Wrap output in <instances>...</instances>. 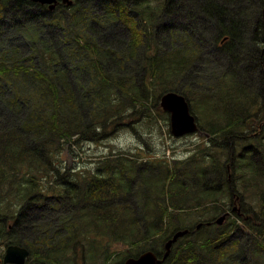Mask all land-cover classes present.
Instances as JSON below:
<instances>
[{
  "label": "trees",
  "instance_id": "1",
  "mask_svg": "<svg viewBox=\"0 0 264 264\" xmlns=\"http://www.w3.org/2000/svg\"><path fill=\"white\" fill-rule=\"evenodd\" d=\"M141 2L74 0L71 6L59 4L51 11L31 0H0V117L4 118L0 120V196L16 197L8 205V213L0 205V244H24L18 230L24 229L26 211L35 212L45 205L49 194L41 182L48 173L58 178L51 206L62 212L69 203L63 198L70 197L76 201L74 211L94 214L107 207V211L126 213L124 204L120 206L121 201L107 193L131 192L128 186L139 176L136 198L146 209L151 205L160 217L150 226L146 220L145 230L141 227L130 234L132 244L141 243L133 245L122 260L150 249L163 254L165 242L181 229L177 227L183 221L180 212L209 204L205 202L208 198L214 200L213 206L225 210L230 200L226 204L219 198H231L232 192L240 196L250 192L257 198L256 206L247 204L251 201L243 206L240 201L239 206L260 222H246L252 228V239L264 241V0H248L247 8L241 10L233 8L240 0H161V11L141 8ZM91 3L101 5L105 13L93 14ZM182 11L184 18L176 15ZM126 14L132 18H125ZM161 26L179 47L163 48L158 39ZM97 33L106 34L104 41H99ZM207 45L222 53L209 90H192L188 84L182 87L181 78L190 73L198 74L194 84L205 85L198 78L204 76L196 69L199 54L207 52ZM224 59L229 63L224 64ZM129 63L136 68L135 76L123 71ZM152 89L156 94H151ZM171 90L190 101L202 134L190 158L192 163L190 159L154 157L157 163L150 164L142 157L140 161L128 159L111 151L91 174L77 178L67 168L61 172L64 164L60 165L58 157L73 138L74 144L100 141L126 126L127 119L131 123L149 120L159 107L160 96ZM24 111L26 116L20 120ZM118 179L128 183L117 190ZM8 217L16 218L14 227L8 225ZM64 218L65 223L74 222ZM236 218L244 223L242 215ZM111 220L119 222L116 217ZM169 221L177 225L170 223L168 229ZM158 225L162 226L159 230ZM214 225L201 227L206 228L202 233L196 226L186 227L195 232L179 239L164 264H239V260L250 264L243 261L245 256L232 263L226 260L227 255L236 258L240 253L230 246L232 241L226 249H221L219 242L230 234L227 228L240 225L235 222L231 226L229 219L223 228ZM211 228L217 230L211 232ZM123 231V239L129 241V233ZM115 233L111 247L122 236ZM152 240L158 242L154 247L149 246ZM86 250L82 242L74 256L79 251L83 256ZM216 251H220L222 262L216 263ZM115 253L110 248L105 259ZM209 255L212 263L205 259Z\"/></svg>",
  "mask_w": 264,
  "mask_h": 264
},
{
  "label": "rangeland",
  "instance_id": "2",
  "mask_svg": "<svg viewBox=\"0 0 264 264\" xmlns=\"http://www.w3.org/2000/svg\"><path fill=\"white\" fill-rule=\"evenodd\" d=\"M93 3H91L90 7L93 10V14L95 12L96 15L102 16L105 11L102 9L101 5L96 3L94 6ZM247 4L248 0H240V2L234 3L233 8L241 10L243 8H247ZM162 5L163 3L161 0H142L140 7L148 8L149 10L161 11ZM181 9L183 10V8ZM67 13L68 11L66 14ZM176 15L181 18L185 17V13L183 11L181 14L176 13ZM125 18L131 19L132 16L126 14ZM89 20H91V17H89ZM179 21L180 18H178L177 22ZM161 27L162 28L158 34L160 37L158 36V39L163 48L167 50H173L174 48L179 47L178 45L180 44L175 42L176 39L171 38L168 33L163 31V29H165L164 26ZM96 28L100 30V27ZM97 34L100 37L99 41H104L106 34ZM129 34L130 30H127L126 38L129 36ZM113 37L119 40L118 35H113L112 38ZM111 42L112 41H109V43ZM108 46L115 47V45ZM212 46L215 47L216 45ZM210 48L211 46L207 45V52L205 50L201 51L199 54L200 56L198 57V68L196 69V72H198L199 75L204 76V79L201 76L198 78L205 81V85L200 86L199 84H194L196 81V77L194 78V76L198 74L190 73L188 75H183V78H181L179 84L182 87L188 84V87L192 90H200V88H204L206 91L209 90L208 86L211 85L212 81L211 75H215L219 72V69L217 68V61L222 54L216 47V51L215 48L214 51H212ZM225 63L227 64L229 61L224 59V64ZM219 65L223 64L219 63L218 66ZM112 69L116 70L114 67ZM135 69L136 68L133 66V63H129V65L126 66L123 71L126 76L131 77L136 75ZM256 88L257 87L253 85V89ZM79 93L80 90H78L77 95H79ZM151 94H156V91L152 89ZM9 113L12 114L11 111ZM26 113L27 111H24L20 114V120L26 116ZM165 114L166 116L164 115V111L159 104L158 109L155 110L154 113L150 114L149 120L131 123L130 120L127 119L128 124L120 128L113 136L108 139H103L100 141L88 140L74 144L73 138L64 146L58 157L60 165L64 164V169L61 170V172H65V168H67L69 170L68 172L77 178H81L80 176H85L86 174H91L92 169L96 171L97 168H100L102 164H104H100V161L105 159L108 154L111 153V151L118 153L120 157L128 159L136 158L140 161L139 158L142 157L147 160L146 162H150V164L157 163L158 160L156 161L154 157H157L161 160H164L165 158L167 160L172 158L183 160L190 159L195 153L198 143H200L202 140V134L200 132H192L179 137L173 136L170 129L169 116L167 112ZM197 114L200 115L199 112H197ZM0 120H4V118L0 117ZM153 160H155V162H152ZM189 161L192 163V159ZM46 176L47 178L41 182L42 187L49 194L45 205L40 209H36L37 211L35 210V212L32 209L26 211L24 213L25 219H23L24 221L22 220V223H24V229L22 232L18 230L20 241L25 242L24 244L17 243L16 245L25 247L29 251V254L24 262L25 264H36L37 262L42 264H102V261L105 262V258L110 248H112V250H116V253L112 257L117 260L124 256L122 251L126 250L128 255V250H130L133 245H139L141 243V240H139L132 244L130 242L131 233H136L141 227L145 230L146 220L149 221V226L154 221L158 223V218L160 217L159 212L155 213L154 208L151 205L149 209H146V206L142 205V200L140 198H136L139 192V176L131 181L130 185L128 186V190H131V192L126 191L125 193H122L121 191L119 194H113L111 191H109V193H107L109 197L118 198V201H121L119 202L120 206L124 204L122 206L128 209L126 213H117L114 210L113 212L107 211L108 207L105 205L107 208H103L101 211H97L95 214L89 211H80L79 213L78 211H74L73 206L74 203L76 204V201L70 197L63 198L65 202L69 203L65 204V210L62 212L58 211L60 207L55 205L51 206L50 204L53 203V198L55 197L54 193L58 191V189H55V187L58 185L56 182L58 178H56L54 174L52 176V173H48ZM123 183H128V181L120 179L117 180V190L118 187ZM238 191H241V189ZM126 194L129 195L127 196ZM250 195L251 194L249 192L248 195L242 196L243 199L244 197H246V199L244 201L241 199V203L251 201L253 203L247 204L256 206L257 198H252ZM219 200L227 202L230 200V195H222ZM15 201L16 197L13 195L0 196V205L3 207L5 211L4 213L9 212L10 208L8 205ZM189 202L191 203L192 200ZM205 202H208L209 204L198 205L195 208L190 209L189 212H180V216L183 217V221L182 224L178 225L177 227H181V229L190 226L195 227L196 224L201 220L208 219L209 217H214V221L216 218L218 219L220 217V213L222 214L224 210L213 206L214 200L211 198H208ZM226 204H228V202ZM61 213L74 220V222L65 223L63 219L67 218H64V215L60 216ZM111 217H116V220L119 222L116 224V222L111 220ZM96 218H102L104 221L100 222ZM123 218H126V221L121 224L120 221H122ZM8 219L11 221L8 223V225L10 226V224H12L14 227L16 218L8 217ZM170 223L172 226L177 225L176 221H169L167 225L168 229L170 228ZM69 224L70 226H68ZM226 224L227 219L222 224H220V226L222 227ZM2 225L3 223L0 224V229H2ZM204 226L205 224L202 225V227ZM214 226H216V224ZM161 228L162 226L158 225L157 229L159 230ZM205 229L206 228L200 229L198 233L204 232ZM122 230L129 233V241H125L123 239ZM115 231H117V234L119 235L122 233V236L121 239L116 240L117 243L111 247V243L114 242V237L116 234ZM70 233L73 234L71 238H69V235H71ZM212 236L213 235H209L208 237L211 238ZM161 238H165V234ZM230 239H233L231 245L233 249H236L239 243H245V238L238 239L231 237ZM82 242L85 243L88 250H86V253H84L83 256H81L79 251L76 253L77 257H75V249H81ZM157 243L158 242L152 240L150 241L149 246L154 247ZM226 248L227 245L221 246V249ZM6 252V245L0 244V256H5ZM235 253L237 255L240 253V255L235 258L229 254L225 257L226 260L232 263L235 259L241 258V245L239 246V249L235 251ZM215 255L216 256H214V258L217 259L216 263L222 262L220 251H216ZM85 257L86 259H82Z\"/></svg>",
  "mask_w": 264,
  "mask_h": 264
},
{
  "label": "water",
  "instance_id": "3",
  "mask_svg": "<svg viewBox=\"0 0 264 264\" xmlns=\"http://www.w3.org/2000/svg\"><path fill=\"white\" fill-rule=\"evenodd\" d=\"M42 4H48L50 9H55L60 1L64 4L72 5L73 0H31ZM160 105L164 111L171 113V130L174 136H182L187 133L196 132L198 123L195 115L191 112L190 103L185 95L177 91H167L160 98ZM227 214L220 216L216 222L222 224L226 219ZM201 226V223L198 227ZM189 233V229L178 230L165 244V254L162 258L156 254L154 250H146L138 257H129L122 264H159L163 263L171 252V247L180 237ZM29 251L25 247L11 244L7 247V252L4 256L5 263H20L24 264ZM36 264H42L37 262Z\"/></svg>",
  "mask_w": 264,
  "mask_h": 264
},
{
  "label": "flooded vegetation",
  "instance_id": "4",
  "mask_svg": "<svg viewBox=\"0 0 264 264\" xmlns=\"http://www.w3.org/2000/svg\"><path fill=\"white\" fill-rule=\"evenodd\" d=\"M36 3H39V2H36ZM40 4H42V3H40ZM43 5H47L48 6V4H43ZM50 10L52 11L53 9H50ZM168 116H169V119H170L171 118V113L170 112H168ZM227 167H228V170L230 171L231 170L230 164H228ZM229 179L232 180V174L231 173H229ZM250 197L256 198V197H254L252 195H250ZM241 199H243L242 196L235 195V193L232 192V196L230 198V203L226 207V210H224L222 212V214H224V213L227 214L226 219H229L230 220L231 226H233V224H235V222H237L240 226H237L235 229H233L232 227L227 228L228 231L230 232V234L226 238L220 240L219 242H222L223 245H226L227 242L233 241V239H230L231 237L238 238V239H243L245 237L247 238V236H248L249 239H247L245 241V243H242V244L239 243L237 245L236 251L239 249V246L241 245V251L242 250H244V251L246 250V253H242V256H245V257H242L243 258V261L245 263H246V261H248V263H250V264H264V241L261 240V241H258L257 242V241H255V239H252L253 238L252 237V232H251L252 231V228L249 225H247V223H246V222H249L251 220H254V222H258V223H260V222L257 221V219H254V216L253 215L248 214V213H244V212L241 211V207L239 206L240 204L242 205V203L239 204V202L241 201ZM245 199H246V197H244L243 201ZM244 209H247V208L244 207ZM237 215H242L244 223L241 222L240 219L236 218ZM255 216H258V214L255 213ZM216 219H215V222L208 221L206 224L207 225H213V223H216ZM197 229L199 230L200 227L198 228L196 226V230ZM19 230L22 231L23 228H19ZM216 230H217L216 228H211L210 229L211 232H215ZM194 232H195V230H190L188 234H193ZM169 239L170 238H168V240ZM166 242H165V244H166ZM176 244H177V242L174 243V245H176ZM174 245H173V247H174ZM231 245H232V243L230 244V246ZM173 247H171V252H170V255L168 256V258L163 263H159V264H164L171 257V255L173 253ZM165 251H166V249H165V245H164V252H163V254H158L157 253L158 256L160 258H162L164 256V254H165ZM254 251H259V254L255 253ZM234 256H235V254H234ZM129 257H132V256H128L127 258H125L123 260H122V258L116 260L114 257H112L109 260H106L105 259V262L106 263L103 262L102 264H107V263H109V264H122ZM82 259H85V258H82ZM205 259H208L210 261V263L213 262L212 255L205 256ZM0 264H13V262H11V263H5L2 260V261H0ZM14 264H16V263H14ZM239 264H242V261L239 260Z\"/></svg>",
  "mask_w": 264,
  "mask_h": 264
},
{
  "label": "bare ground",
  "instance_id": "5",
  "mask_svg": "<svg viewBox=\"0 0 264 264\" xmlns=\"http://www.w3.org/2000/svg\"><path fill=\"white\" fill-rule=\"evenodd\" d=\"M185 25V24H184Z\"/></svg>",
  "mask_w": 264,
  "mask_h": 264
}]
</instances>
